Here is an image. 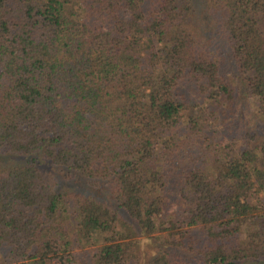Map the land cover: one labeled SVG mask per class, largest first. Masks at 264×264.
<instances>
[{
    "label": "trees",
    "instance_id": "trees-1",
    "mask_svg": "<svg viewBox=\"0 0 264 264\" xmlns=\"http://www.w3.org/2000/svg\"><path fill=\"white\" fill-rule=\"evenodd\" d=\"M0 156V264H264V0H0Z\"/></svg>",
    "mask_w": 264,
    "mask_h": 264
},
{
    "label": "rangeland",
    "instance_id": "rangeland-1",
    "mask_svg": "<svg viewBox=\"0 0 264 264\" xmlns=\"http://www.w3.org/2000/svg\"><path fill=\"white\" fill-rule=\"evenodd\" d=\"M206 10L204 9L202 12H201V15L203 16L202 20H203V25L209 30L210 34H209V37L210 39H217V42L215 43L214 40H211V43H215V46L218 48V50L220 48H222V44L224 43V40H223V37L219 35V33L217 32V30L215 29V25H214V22L212 21L211 18H209L207 15H206ZM217 44V45H216ZM219 44V46H218ZM247 111H248V116L249 118L251 119V115H253V110L250 108V105L246 108ZM0 160L3 161V162H6V163H11V162H14L15 159L14 157H11V156H8V157H5V156H0ZM47 168H52L51 166H47ZM55 172H57L56 169H54ZM61 176L62 174L59 173ZM62 178V177H61ZM64 180V179H63ZM67 183H72V182H67ZM73 186L75 188H80L82 187V181H79V178H74V181H73ZM100 194L104 195V196H107L108 197V194L106 191L102 190V189H98L97 190Z\"/></svg>",
    "mask_w": 264,
    "mask_h": 264
}]
</instances>
